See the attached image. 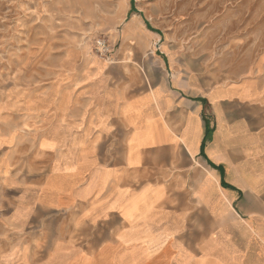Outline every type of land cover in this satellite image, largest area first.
<instances>
[{
    "label": "crops",
    "instance_id": "0c3cea01",
    "mask_svg": "<svg viewBox=\"0 0 264 264\" xmlns=\"http://www.w3.org/2000/svg\"><path fill=\"white\" fill-rule=\"evenodd\" d=\"M162 62L135 94L100 66L58 95L0 211V231H48L51 249L14 263L264 264V84L200 91Z\"/></svg>",
    "mask_w": 264,
    "mask_h": 264
},
{
    "label": "rangeland",
    "instance_id": "374dc122",
    "mask_svg": "<svg viewBox=\"0 0 264 264\" xmlns=\"http://www.w3.org/2000/svg\"><path fill=\"white\" fill-rule=\"evenodd\" d=\"M162 58L200 91L264 84V0H0V211L18 193L12 181L33 176L34 142L58 95L92 81L100 66L112 81L130 80L135 94L137 79L169 77ZM28 236L30 246L16 245ZM48 236L1 230L0 264H16L20 248L48 253Z\"/></svg>",
    "mask_w": 264,
    "mask_h": 264
},
{
    "label": "built area",
    "instance_id": "2783aa9c",
    "mask_svg": "<svg viewBox=\"0 0 264 264\" xmlns=\"http://www.w3.org/2000/svg\"><path fill=\"white\" fill-rule=\"evenodd\" d=\"M98 45L100 46V49L104 52L107 53L110 51L109 47L107 46L106 41H104L103 39H100L98 41Z\"/></svg>",
    "mask_w": 264,
    "mask_h": 264
}]
</instances>
